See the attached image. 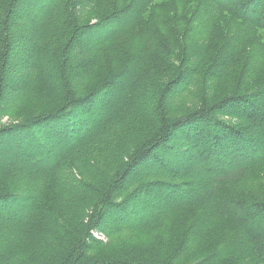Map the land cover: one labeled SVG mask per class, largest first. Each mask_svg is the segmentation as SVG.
<instances>
[{
  "label": "trees",
  "instance_id": "1",
  "mask_svg": "<svg viewBox=\"0 0 264 264\" xmlns=\"http://www.w3.org/2000/svg\"><path fill=\"white\" fill-rule=\"evenodd\" d=\"M101 1L111 16L83 23L96 0H0V122H13L0 125V253L8 264H179L136 248L192 212L181 255L194 241L229 246L215 232L227 227L231 245L264 264V200L227 192L264 166L255 138L264 139V79L254 89L240 82L221 97L212 92L242 62L245 73L264 66V1L185 0L183 13L160 27L151 19L161 0ZM28 5L44 8L16 20ZM24 22L28 30L13 31ZM201 32L226 35L207 64L204 54L191 57ZM25 38L32 53L18 43ZM20 50L29 60L5 92ZM168 157L202 176L171 171ZM144 168L151 170L139 174ZM154 190L165 203L157 213L130 209ZM25 198L21 212H8ZM107 218L114 225L105 230ZM94 232L136 253L91 255L105 242ZM213 254L197 264H213Z\"/></svg>",
  "mask_w": 264,
  "mask_h": 264
},
{
  "label": "rangeland",
  "instance_id": "2",
  "mask_svg": "<svg viewBox=\"0 0 264 264\" xmlns=\"http://www.w3.org/2000/svg\"><path fill=\"white\" fill-rule=\"evenodd\" d=\"M163 2V5L161 8H158L153 11L152 16V22L155 25V27L161 25L162 20L167 16L171 14H182L183 12L181 9L184 7V4H182L185 0H161ZM264 1V0H263ZM230 2V1H229ZM44 5V4H43ZM41 5L40 7H33L32 5L28 6H18L17 11H15L14 15L15 18L24 20L27 16H29L32 13H38L41 11L44 6ZM112 12L109 11V6L105 1L96 0L92 5H90L86 10V15L83 17V23L86 22V20L89 22H95L98 21L97 19L104 17L106 15L111 16ZM234 27L238 25L237 22H231ZM20 27H24L27 30L29 29V24L26 22L17 24L13 31H19ZM202 33V37L200 38V42L196 44L193 50V55L191 57L198 58L199 55L204 54V59L200 58L201 62H204L207 64L209 58L213 55L214 51L224 42L226 35L224 33H216L214 35L206 34L204 32ZM27 38V37H26ZM25 40H18L19 45H21V48L24 49L26 52L32 53V47L29 41L27 39ZM199 44H202L199 46ZM18 54L16 55V61L9 64L10 69H6L4 74V80H5V92L10 91V84L13 81H16V77L14 76V72L16 71H22V66L24 63H26L29 58L27 55L24 54V51L20 50L17 51ZM207 52V53H206ZM206 53V55H205ZM27 54V53H26ZM244 62L241 63L240 66H237L233 71L229 72L226 76V78H223V81L213 89L212 92H217V97H221L222 95L226 94V92H229L230 90H233L238 86L240 82L244 83L246 89H254L257 85V83L264 79V66H259L257 70H255L252 73H245L242 71ZM247 65V64H246ZM120 81V79L118 80ZM225 81V82H224ZM9 93V92H8ZM8 95V94H7ZM7 97L5 95V99L1 102V105L4 104L7 101ZM187 106H184L181 110L187 109ZM13 124L11 118L4 117L2 118V121L0 122V125H6V124ZM258 145L261 147V150L264 152V139L261 137L260 134H256L255 136ZM52 151H55V148H52ZM172 162H170L171 159L166 158L163 163L167 165V168L172 170H177L180 172H188L193 174V178L198 179L200 176H202L200 173L196 172L192 167L187 165L186 167L177 168L176 165H174V161L176 160L175 157H171ZM198 163V162H196ZM151 169L144 168L139 171V174H142L144 172H148ZM243 181V180H242ZM239 184H236L232 188H228L227 192L231 193L232 197L234 198H244L248 200H264V166L261 168H256L252 170L247 178ZM198 186H203V182H200L198 180ZM196 187V186H195ZM191 188V187H190ZM192 192L197 191L196 188H191ZM142 192L139 193V195L134 198L131 204L132 206L130 209L136 213H146V215H152L157 213L160 208L163 206L164 199L161 197V195H156L155 190L151 193H149L150 200L148 202L142 203L138 197H141ZM174 199H169L166 202L173 203ZM27 203V198H25L22 201L17 200L16 205V211L10 210L8 212L14 213V212H21V207L23 204ZM135 203V204H134ZM6 212V213H8ZM3 216H7L5 211L2 209L1 211ZM197 216V213H184L183 217L178 220H168L162 227L156 229L154 233H158L159 235L155 236V241H153V244L146 245L145 247H142L141 249L136 248L137 253L144 255L145 257L153 260H161L164 263L168 261H174L178 262L179 264H197L198 262L205 259V257L209 256V254H213L214 258L211 257V262L213 264H250L248 261L251 262V258L249 254L244 252L242 249L238 247H234L231 245V233L230 230L226 227L223 230H216L217 234L221 235L222 237L226 238L229 246H225L220 248V246L216 248H212L209 244H204L203 242L194 241L192 244L188 245L186 250L183 252L184 254L181 255L180 252L177 251V247L180 246V240L182 239L185 230L187 226L190 224V222ZM108 221V222H107ZM113 221L110 222V220L105 219L103 222V228L106 230L107 228H110L113 226ZM264 226V225H263ZM94 235L97 238L103 239L101 235L98 233ZM106 239L104 238L103 241ZM57 241H54L53 247L55 248V245L58 246L56 243ZM89 245V241L86 243ZM107 246H105V245ZM50 248L51 251H53V248L51 246L46 247ZM62 248V246L60 247ZM58 248V249H60ZM93 251V250H92ZM126 251H131L130 253H136L134 249L132 248L131 244L128 242L126 244L120 243L117 245L108 244L107 241L102 242V244L99 245L96 252H90V254H102V255H113L118 256V254H125ZM55 254V251L54 253ZM9 255H2L0 253V264H8L12 259L9 260ZM51 259V257L49 258ZM19 263V258L17 259ZM14 262V258H13ZM13 262L11 264H13ZM46 262V260L43 258L41 259L39 264H42ZM252 263V262H251ZM76 264V263H74Z\"/></svg>",
  "mask_w": 264,
  "mask_h": 264
}]
</instances>
